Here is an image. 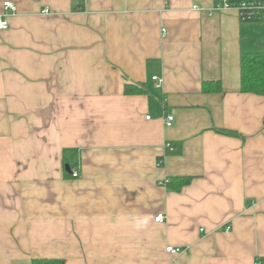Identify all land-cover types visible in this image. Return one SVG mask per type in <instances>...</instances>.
Instances as JSON below:
<instances>
[{
  "label": "crops",
  "instance_id": "crops-1",
  "mask_svg": "<svg viewBox=\"0 0 264 264\" xmlns=\"http://www.w3.org/2000/svg\"><path fill=\"white\" fill-rule=\"evenodd\" d=\"M216 3L0 0V264H264V23Z\"/></svg>",
  "mask_w": 264,
  "mask_h": 264
},
{
  "label": "trees",
  "instance_id": "trees-1",
  "mask_svg": "<svg viewBox=\"0 0 264 264\" xmlns=\"http://www.w3.org/2000/svg\"><path fill=\"white\" fill-rule=\"evenodd\" d=\"M250 23V22H249ZM264 23V22H252ZM202 92H220L221 88L218 82H203L201 84ZM239 91L254 95H264V49L256 52H245L239 56ZM125 94H142L141 88L132 85L124 86ZM264 124V119H263ZM217 131V130H216ZM223 133L233 134L225 130H219ZM191 177H170L165 184L166 189L172 192H179L184 186L188 185ZM30 264H64L62 259H33Z\"/></svg>",
  "mask_w": 264,
  "mask_h": 264
},
{
  "label": "built area",
  "instance_id": "built-area-1",
  "mask_svg": "<svg viewBox=\"0 0 264 264\" xmlns=\"http://www.w3.org/2000/svg\"><path fill=\"white\" fill-rule=\"evenodd\" d=\"M193 10H201L197 5L192 6ZM3 10L10 11L11 13L15 12V7L9 1L3 2ZM214 11H227L233 10L236 12L238 19L242 22L252 23V22H264V0H245L240 2H230L228 0H217L216 5L212 8ZM48 11L45 9L42 11L43 14H46ZM5 14H0V31L7 29V23L4 20ZM162 37L164 36L165 29L161 30ZM152 81H154L155 87H159L161 80L152 77ZM148 119V117H146ZM173 121V117L170 115H166L164 118V124L166 127H170ZM166 148L171 150V148L166 145ZM72 178H77L78 174L76 171H72L70 173ZM164 221V215L162 213L156 214L154 217L155 223H162ZM228 230V227L225 228ZM165 252L169 254H178L180 253V248L178 247H166Z\"/></svg>",
  "mask_w": 264,
  "mask_h": 264
},
{
  "label": "water",
  "instance_id": "water-1",
  "mask_svg": "<svg viewBox=\"0 0 264 264\" xmlns=\"http://www.w3.org/2000/svg\"><path fill=\"white\" fill-rule=\"evenodd\" d=\"M66 169H67V171H69L68 168H66Z\"/></svg>",
  "mask_w": 264,
  "mask_h": 264
}]
</instances>
